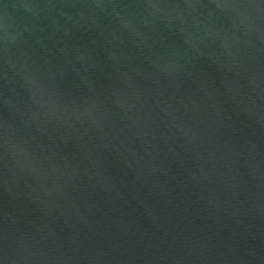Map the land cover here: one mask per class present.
<instances>
[{"label":"water","instance_id":"95a60500","mask_svg":"<svg viewBox=\"0 0 264 264\" xmlns=\"http://www.w3.org/2000/svg\"><path fill=\"white\" fill-rule=\"evenodd\" d=\"M0 264H264V0H0Z\"/></svg>","mask_w":264,"mask_h":264}]
</instances>
